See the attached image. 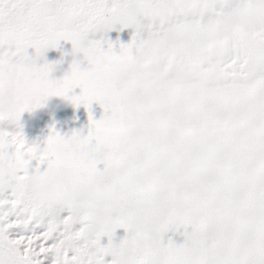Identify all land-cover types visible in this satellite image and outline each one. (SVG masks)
<instances>
[{
  "label": "snow or ice",
  "instance_id": "6c2138e0",
  "mask_svg": "<svg viewBox=\"0 0 264 264\" xmlns=\"http://www.w3.org/2000/svg\"><path fill=\"white\" fill-rule=\"evenodd\" d=\"M51 96L90 126L41 149ZM76 184L106 204L54 215ZM0 264H264V0H0Z\"/></svg>",
  "mask_w": 264,
  "mask_h": 264
},
{
  "label": "rangeland",
  "instance_id": "374dc122",
  "mask_svg": "<svg viewBox=\"0 0 264 264\" xmlns=\"http://www.w3.org/2000/svg\"><path fill=\"white\" fill-rule=\"evenodd\" d=\"M119 28V26H117ZM133 33L132 29H124L123 31H112L108 33V37L112 39L113 41L119 38L121 42L123 43H128L131 39V35ZM103 34L98 33L94 34L92 37L93 39H99L101 38ZM71 43L66 42V41H61L60 42V47L59 49H50L48 52L45 53L44 57L41 58L40 63H43L45 60L48 62H54L58 61L62 58H64V63L60 64L57 68V70L52 74L54 79H61L65 72L68 70V67L71 63V60L73 57L70 55L71 53ZM118 51V48H117ZM64 53H69V55L64 56ZM82 66H87L86 63ZM75 94L79 95L80 94V89H75L73 93H70V95ZM43 106H51V107H73V108H85L83 104H81L79 107L74 105L70 100H67L63 97L59 96H51L49 97L43 104ZM102 108L99 104V102L94 101L91 105V108ZM20 123L23 126V132L26 138L30 143H35L40 146L41 149H43L46 146V141L42 138V136L35 131L33 128H31L30 123L28 121L22 120ZM5 127H7L9 130H15V125H9L7 122H5ZM102 167V166H101ZM183 232V229L180 230V232H169L168 237H171V239L176 243L180 244L183 243L184 241V236L181 234ZM125 235L124 229H117L116 232L113 235V242L118 243L120 239H122ZM102 243L106 244L107 243V237H104L102 239Z\"/></svg>",
  "mask_w": 264,
  "mask_h": 264
},
{
  "label": "crops",
  "instance_id": "0c3cea01",
  "mask_svg": "<svg viewBox=\"0 0 264 264\" xmlns=\"http://www.w3.org/2000/svg\"><path fill=\"white\" fill-rule=\"evenodd\" d=\"M94 119L99 120L105 113L103 108H91ZM28 121L46 141L49 132L55 128L61 135L70 137L74 132L87 135L90 121L87 108L41 106L33 111H26L21 116Z\"/></svg>",
  "mask_w": 264,
  "mask_h": 264
},
{
  "label": "clouds",
  "instance_id": "9594fccd",
  "mask_svg": "<svg viewBox=\"0 0 264 264\" xmlns=\"http://www.w3.org/2000/svg\"><path fill=\"white\" fill-rule=\"evenodd\" d=\"M106 204L103 193H98L84 185L76 184L67 193L59 195L51 204V211L54 215H59L65 208L79 204L81 206H94L96 204Z\"/></svg>",
  "mask_w": 264,
  "mask_h": 264
}]
</instances>
